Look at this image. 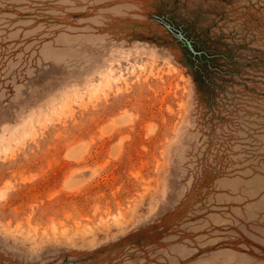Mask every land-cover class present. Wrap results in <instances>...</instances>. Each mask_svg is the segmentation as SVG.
<instances>
[{"label":"rangeland","instance_id":"rangeland-1","mask_svg":"<svg viewBox=\"0 0 264 264\" xmlns=\"http://www.w3.org/2000/svg\"><path fill=\"white\" fill-rule=\"evenodd\" d=\"M0 141V264H264V0H0Z\"/></svg>","mask_w":264,"mask_h":264},{"label":"bare ground","instance_id":"bare-ground-1","mask_svg":"<svg viewBox=\"0 0 264 264\" xmlns=\"http://www.w3.org/2000/svg\"><path fill=\"white\" fill-rule=\"evenodd\" d=\"M116 119H117V118H116ZM111 121H112V120H111ZM108 125H109V122H108ZM110 126H111V125H110ZM112 127H113V125H112ZM108 129H109V128H108ZM111 129H112V128H111ZM103 133H104V131H103ZM2 139H3V138H2ZM0 142H1V141H0ZM7 144H8V143H7ZM7 144H5V145H7ZM9 145H10V144H9ZM8 147H9V146H8ZM79 149H81V148H79ZM4 150H5V149H4ZM74 151H75V150H74ZM79 152H80V150H79L78 152H76V154L79 153ZM68 153H69V152H68ZM69 154H70V153H69ZM74 154H75V153H74ZM79 154H80V153H79ZM70 156H71V154H70ZM75 156H76V155H75ZM2 190H3V189H2ZM6 191H7V189H6ZM1 195L3 196V193L0 194V196H1ZM2 196H1V197H2Z\"/></svg>","mask_w":264,"mask_h":264}]
</instances>
